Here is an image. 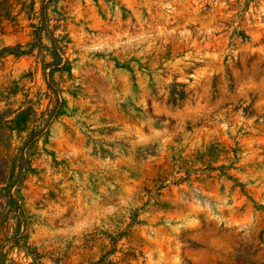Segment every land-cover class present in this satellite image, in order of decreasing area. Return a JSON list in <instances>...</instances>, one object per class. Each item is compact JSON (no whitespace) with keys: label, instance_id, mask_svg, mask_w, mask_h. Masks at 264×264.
Segmentation results:
<instances>
[{"label":"rangeland","instance_id":"1","mask_svg":"<svg viewBox=\"0 0 264 264\" xmlns=\"http://www.w3.org/2000/svg\"><path fill=\"white\" fill-rule=\"evenodd\" d=\"M42 6L68 69L0 56V264H264V0H0V50Z\"/></svg>","mask_w":264,"mask_h":264},{"label":"trees","instance_id":"2","mask_svg":"<svg viewBox=\"0 0 264 264\" xmlns=\"http://www.w3.org/2000/svg\"><path fill=\"white\" fill-rule=\"evenodd\" d=\"M53 0H46V4H50ZM2 2L5 4L8 2V0H2ZM47 6V5H46ZM42 6V13L41 18L38 26L35 27L33 30V41L30 42L26 49H21V46L17 47H4L0 50V56H5L7 53H13L15 55H22V54H30L32 52H36L35 57L41 59L43 69H48V72H44V79H46L47 85L50 89L53 90V92H57L54 87V73L56 72H64L68 69V62L64 59L65 49L64 45L61 42L60 36H55L54 32L50 28L49 24V16L47 13V7ZM1 17L8 18L10 16V12L7 9L5 12H1ZM44 39L47 40V43L44 42ZM45 56H49L51 60L45 61ZM59 104V102H58ZM59 109L60 105L58 106ZM6 116L5 112H0V120L2 121V117ZM37 132H34L33 135L29 137V139L24 143L23 149L25 147H30L32 144V141H34V137L36 136ZM1 141V140H0ZM18 170L21 172L24 169V166L26 164V160L23 157V155L19 156L18 158ZM6 168L5 165L2 163V159L0 158V185L4 184L6 182ZM0 199L2 201L0 204H3L5 206L10 205L14 199L12 198L10 192L8 190H5L3 188L0 189ZM4 200V201H3ZM16 205V204H15ZM17 209V207H16ZM15 209V210H16ZM9 212V211H8ZM114 250V249H112Z\"/></svg>","mask_w":264,"mask_h":264}]
</instances>
